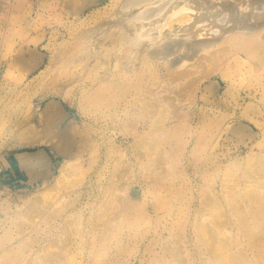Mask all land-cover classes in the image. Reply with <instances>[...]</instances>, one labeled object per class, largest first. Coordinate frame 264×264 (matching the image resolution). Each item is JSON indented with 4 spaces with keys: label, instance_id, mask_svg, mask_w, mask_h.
Listing matches in <instances>:
<instances>
[{
    "label": "rangeland",
    "instance_id": "374dc122",
    "mask_svg": "<svg viewBox=\"0 0 264 264\" xmlns=\"http://www.w3.org/2000/svg\"><path fill=\"white\" fill-rule=\"evenodd\" d=\"M122 2L0 0V159L48 163L0 180V264H264V40L125 72Z\"/></svg>",
    "mask_w": 264,
    "mask_h": 264
},
{
    "label": "bare ground",
    "instance_id": "6f19581e",
    "mask_svg": "<svg viewBox=\"0 0 264 264\" xmlns=\"http://www.w3.org/2000/svg\"><path fill=\"white\" fill-rule=\"evenodd\" d=\"M184 1L123 0L117 14L140 7L133 17L138 21L136 26L130 33L122 35H126L134 46L131 59L126 63L122 62L125 72L137 68L138 59L143 54L154 59L163 57L165 62H186L191 53L201 50L197 49L199 46L208 47L209 43L222 37L237 36L264 40V0ZM179 12H182V15L173 19ZM116 25L115 19H106L86 30L82 37L85 40L82 48L94 51L96 56L105 55L103 52L120 36H117V32L104 44L100 41L104 39L107 30ZM165 26L168 28L163 29ZM174 55H178V60L174 58L175 62L172 60ZM115 62L118 63L117 60Z\"/></svg>",
    "mask_w": 264,
    "mask_h": 264
},
{
    "label": "crops",
    "instance_id": "0c3cea01",
    "mask_svg": "<svg viewBox=\"0 0 264 264\" xmlns=\"http://www.w3.org/2000/svg\"><path fill=\"white\" fill-rule=\"evenodd\" d=\"M44 151V150H43ZM44 152L35 150L33 152L13 153L0 159V180L6 181V184L16 185H29L37 181L38 177L30 175L27 168L32 164L36 168L37 176L46 175L48 163L44 159ZM37 156L43 157V161L40 163L34 162Z\"/></svg>",
    "mask_w": 264,
    "mask_h": 264
},
{
    "label": "built area",
    "instance_id": "2783aa9c",
    "mask_svg": "<svg viewBox=\"0 0 264 264\" xmlns=\"http://www.w3.org/2000/svg\"><path fill=\"white\" fill-rule=\"evenodd\" d=\"M2 194H3V191H2V189L0 188V214H1V197H2Z\"/></svg>",
    "mask_w": 264,
    "mask_h": 264
}]
</instances>
